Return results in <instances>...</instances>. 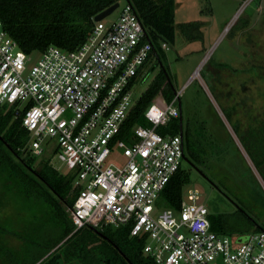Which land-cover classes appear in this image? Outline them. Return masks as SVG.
Listing matches in <instances>:
<instances>
[{
    "label": "built area",
    "instance_id": "1",
    "mask_svg": "<svg viewBox=\"0 0 264 264\" xmlns=\"http://www.w3.org/2000/svg\"><path fill=\"white\" fill-rule=\"evenodd\" d=\"M145 31L125 2L115 21L95 22L78 49L50 47L29 65L31 55L0 19V105L25 111L29 153L41 157L48 139V147L56 145L55 156L79 188L68 209L76 230L129 227L157 264H264V231L241 243L214 232L196 193L177 210L159 204L185 161L183 138L161 133L180 117L183 93L153 102L145 112L147 126L128 128L133 88L153 53Z\"/></svg>",
    "mask_w": 264,
    "mask_h": 264
},
{
    "label": "trees",
    "instance_id": "2",
    "mask_svg": "<svg viewBox=\"0 0 264 264\" xmlns=\"http://www.w3.org/2000/svg\"><path fill=\"white\" fill-rule=\"evenodd\" d=\"M119 2L0 0V19L9 35L28 55L37 52L42 54L50 47L74 51L88 40L95 26L94 18ZM130 2L144 27L154 37L167 45L174 43L176 0ZM200 25L197 22L186 23L181 24L180 29L185 37L191 39L192 31ZM152 44L154 52L150 59L162 62V50ZM159 95H163L168 102L174 97L173 89L162 70L135 105L127 123L128 128L147 126L145 112ZM9 106H0V171L19 187L26 200L35 208L45 211V217L41 224H27L24 233L19 235L0 224V264H157L144 253L145 242L131 237L129 227L116 229L106 226L97 231L90 226L75 229L67 213V209L74 206L79 193V188L73 185L74 177L61 174L50 165V161H40L39 166L35 167L38 162L36 158L27 157L30 156L26 150L29 134L22 123L25 111H20L18 105ZM227 119L232 124L229 117ZM188 124L186 127L183 114L185 155L197 168H208L202 138H195ZM233 129L264 180V121L250 126L243 134L236 125ZM180 131L178 118L173 119L161 133L175 136L180 135ZM231 141L238 151L232 138ZM246 166L252 174V169ZM189 183V173L181 168L168 183L159 204L165 208L179 209L184 200V188ZM257 183L264 192L258 180ZM240 207L244 212L237 209L226 214L210 212L212 230L237 239L261 231L246 215L249 211L243 205ZM256 222L264 230V224L258 220ZM13 233L23 241L21 249L9 244V237Z\"/></svg>",
    "mask_w": 264,
    "mask_h": 264
},
{
    "label": "rangeland",
    "instance_id": "3",
    "mask_svg": "<svg viewBox=\"0 0 264 264\" xmlns=\"http://www.w3.org/2000/svg\"><path fill=\"white\" fill-rule=\"evenodd\" d=\"M125 2L120 0V8L105 23L118 18ZM194 22L201 25L188 39L180 25ZM175 31V41L166 49L164 42L150 30L148 35L162 50V64L173 88L183 93L185 126L188 122L191 134L202 138L208 168L200 166V170L218 187L184 161L182 170L190 176V183L184 188V200L196 193L197 203L205 205L212 214L233 213L236 210L233 200L264 224V192L257 183L258 180L264 188V180L233 129L236 125L243 134L250 126L264 121V0H176ZM41 56L39 52L32 54L29 65ZM160 71L158 61L151 58L135 82L132 92L135 104ZM155 101L168 102L163 95ZM49 142L48 139L43 145L49 151L41 157L31 153L27 157L36 158L35 167L40 161H50L61 174L67 173L55 156L56 145L51 142L52 146L48 147ZM110 162L122 164L119 158H111ZM44 217L45 211L26 200L19 187L0 171V224L19 235L30 222L43 223ZM16 233L9 237V244L21 249L23 241Z\"/></svg>",
    "mask_w": 264,
    "mask_h": 264
},
{
    "label": "water",
    "instance_id": "4",
    "mask_svg": "<svg viewBox=\"0 0 264 264\" xmlns=\"http://www.w3.org/2000/svg\"><path fill=\"white\" fill-rule=\"evenodd\" d=\"M126 1V3L128 4V5H130L131 7H133L132 6V4H131V2H130V0H125ZM120 8V4L119 3H117V4H115L114 6H112V7H110L109 9H107V10H105L104 12H102V13H100L98 16H96L95 18H94V21L95 22H100V21H103V20H105L108 16H110V15H112L114 12H116L118 9ZM145 33H146V35H147V37H148V39H149V36H148V33H147V31H145ZM149 41H150V39H149ZM158 64H159V67H160V69L164 72V74H165V76H166V78H167V81L169 82V84H170V86H171V88L173 89V93H174V95H177V91L173 88V85H172V82H171V80H170V77H169V75H168V72H167V70L165 69V67L163 66V64H162V62H158ZM179 109H180V117H179V120H180V127H181V131H180V136L182 137V138H184V129H183V106H182V100H179ZM184 160H185V162H187L192 168H194L195 170H197L206 180H208L209 182H211L208 178H207V176L199 169V168H197L196 166H194L190 161H189V159L186 157V155H184ZM211 184H213L212 182H211ZM215 187H216V185L215 184H213ZM217 189H218V187H216ZM225 197L226 198H228V196L227 195H225ZM229 200H230V198H228ZM231 202L235 205V207H236V209L237 210H239V211H243L244 212V210L239 206V205H237L233 200H231ZM246 215L250 218V220L254 223V224H256V226L257 227H259L260 228V230L261 231H264L263 229H261V227L257 224V222L251 217V216H249L247 213H246ZM92 228V227H91ZM94 231H97L95 228H92ZM247 239V237H243V238H241V239H239L237 242L238 243H241V242H243L244 240H246ZM111 242V241H110Z\"/></svg>",
    "mask_w": 264,
    "mask_h": 264
},
{
    "label": "flooded vegetation",
    "instance_id": "5",
    "mask_svg": "<svg viewBox=\"0 0 264 264\" xmlns=\"http://www.w3.org/2000/svg\"><path fill=\"white\" fill-rule=\"evenodd\" d=\"M154 52V51H153ZM183 141H184V138H183ZM185 143V142H184ZM185 147V146H184Z\"/></svg>",
    "mask_w": 264,
    "mask_h": 264
}]
</instances>
